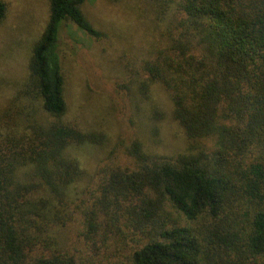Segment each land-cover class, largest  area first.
<instances>
[{
  "label": "trees",
  "instance_id": "1",
  "mask_svg": "<svg viewBox=\"0 0 264 264\" xmlns=\"http://www.w3.org/2000/svg\"><path fill=\"white\" fill-rule=\"evenodd\" d=\"M48 1L0 117V264H264V0H135L153 28L127 77L140 124L156 133L165 117L159 87L188 149L162 155L136 136L131 166L105 164L80 191L73 150L105 134L66 117L59 32L104 33L85 0Z\"/></svg>",
  "mask_w": 264,
  "mask_h": 264
},
{
  "label": "rangeland",
  "instance_id": "2",
  "mask_svg": "<svg viewBox=\"0 0 264 264\" xmlns=\"http://www.w3.org/2000/svg\"><path fill=\"white\" fill-rule=\"evenodd\" d=\"M2 1L6 12L0 21V117L7 99L24 80L33 45L49 15L48 0ZM83 11L104 35L93 38L69 22L60 29L58 44L69 106L66 117L86 130L104 132L105 139L102 145L88 143L74 148L73 155L84 171L75 184L77 191L91 186L105 164L131 166L124 149L136 136L158 154L171 156L188 149L183 130L171 117L165 93L159 87L154 90V99L166 112L155 124V133L147 116H141L140 124L138 115L144 106L136 107L127 85L133 60L147 50L153 32L145 6L135 0H85ZM71 236L72 243H78L73 232ZM114 251L121 260L129 253L124 245Z\"/></svg>",
  "mask_w": 264,
  "mask_h": 264
}]
</instances>
